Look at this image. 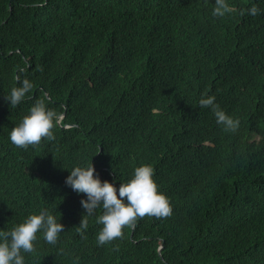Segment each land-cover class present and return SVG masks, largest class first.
<instances>
[{"label":"trees","instance_id":"obj_1","mask_svg":"<svg viewBox=\"0 0 264 264\" xmlns=\"http://www.w3.org/2000/svg\"><path fill=\"white\" fill-rule=\"evenodd\" d=\"M227 3L215 17V0H0V231L41 209L64 225L55 245L38 232L25 264H264V0ZM41 99L55 139L18 148L12 128ZM91 161L117 194L151 165L172 215L101 246L98 208L82 238L87 197L65 180Z\"/></svg>","mask_w":264,"mask_h":264},{"label":"clouds","instance_id":"obj_2","mask_svg":"<svg viewBox=\"0 0 264 264\" xmlns=\"http://www.w3.org/2000/svg\"><path fill=\"white\" fill-rule=\"evenodd\" d=\"M227 0H215L212 15L224 17L234 12ZM260 9L253 5L248 13L258 15ZM243 15V12L241 13ZM19 79V78H17ZM33 84L23 79L20 87H13L9 96L11 107H16L31 91ZM202 108H211L218 124L223 125L225 131L235 132L240 121L227 115L215 103V96H206L200 99ZM59 123L58 113L46 107L44 100H37L29 109V114L12 128L10 141L18 148L27 149L30 145L36 146L43 139H55L53 129ZM66 185L73 191L86 195L81 205L86 214L82 216L77 233L86 239L83 230L88 228V217L92 216L98 208L103 212L97 217V223L103 225L97 236V243L101 246L123 237V229L131 226L137 219L145 216L167 218L172 215V206L169 198L158 190L154 180V168L151 165H141L134 170L133 177L127 183H121L118 189L107 180L101 181L99 174L91 161L85 167L77 166L70 171L65 180ZM126 198V202H125ZM42 231L47 243L55 245L60 233L64 232V225L46 209L39 214L29 215L24 222L14 226L11 230L0 231V264H25L22 253L35 251L34 242L37 233Z\"/></svg>","mask_w":264,"mask_h":264},{"label":"water","instance_id":"obj_3","mask_svg":"<svg viewBox=\"0 0 264 264\" xmlns=\"http://www.w3.org/2000/svg\"><path fill=\"white\" fill-rule=\"evenodd\" d=\"M133 226V228H134V224L132 225ZM162 246L159 248V252L161 253V250H162Z\"/></svg>","mask_w":264,"mask_h":264}]
</instances>
